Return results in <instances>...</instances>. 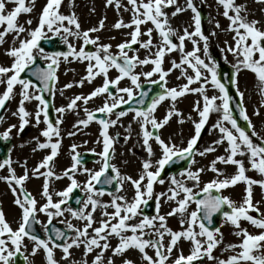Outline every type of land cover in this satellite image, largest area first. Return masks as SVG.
<instances>
[{
	"label": "snow or ice",
	"instance_id": "obj_1",
	"mask_svg": "<svg viewBox=\"0 0 264 264\" xmlns=\"http://www.w3.org/2000/svg\"><path fill=\"white\" fill-rule=\"evenodd\" d=\"M63 2L64 0H46L38 24L33 28L31 19L25 22L26 27L25 24L18 22V17L21 14L32 13L35 0H0V28L3 29L0 31V46L6 42V36L13 35L12 46L5 50V54L12 62L10 66L0 65V86H3V91L0 92V110H5L7 104L19 96L17 108L11 113L19 119V130L22 132L31 120H34L36 125L43 122L46 127L41 135L45 140L41 142L37 137V148L50 149L49 154L31 169V176L44 178L41 191L43 203L24 187L30 179L26 162L22 175H17L10 157L0 162V170H8V175L0 176V180L9 185L14 196V204L21 210L20 219L14 228L0 207V264H15L18 255L23 256L25 264H32L29 255L35 257L40 251L45 253L46 264H60L55 258L57 249L62 252V260L68 264H77L72 259L70 250L81 247L83 259L79 264H116L117 258L120 264H137L127 256V253L133 250L140 254V264H200L205 258L213 264H264V212L260 210L261 201L254 200V186L264 190V179H253L246 174L253 170L264 177V136L256 131L247 114L244 107L245 93L240 90L238 79L242 71L250 70L257 76L260 93L264 95V28L259 26L261 22L248 19L245 4H238L236 0H216L224 9L223 16L230 22L228 31L234 33V43L227 46V51L238 58L237 63L233 65L234 74L228 77L230 84L236 87L239 97L233 105L234 98L218 74V62L209 53V36L202 30V15L194 0H185L183 6L178 0H127L126 5L122 4V0H106V6H114L118 12L123 9L130 13L128 22L121 17L113 25L115 29H131L127 38L115 45L116 52L112 51L111 43H103L100 36L92 35L105 28L106 17L99 21L98 26L83 30L75 12L64 14L61 11ZM258 2L264 3V0ZM8 4H14L15 7L7 10ZM170 8H174L171 13L167 11ZM189 10L193 13L194 30L189 31L185 27L180 34L172 26L170 18ZM149 24L151 27H147ZM216 27H220L218 21ZM70 37L82 40L78 49L70 42ZM54 38H59L67 46V51H45L41 41L52 42ZM186 41L192 44L191 50H186ZM89 45L94 46V50H86ZM136 45L138 47H134ZM141 49L147 53L143 58L140 56ZM201 51L210 63L201 58ZM173 52H179L180 59L178 62L172 60L171 67L166 70L164 68L166 57ZM70 58L86 62V75L75 82L78 86L82 87L85 82L91 83L97 77L103 78L102 84L88 95H75L66 106L55 108L58 117L53 121L49 117V101L45 99L44 93L50 92L54 95L60 64L62 61H70ZM38 61H43L44 66ZM149 65L150 70L137 71L138 68L143 69ZM189 69L192 71L191 75ZM113 70L117 73L115 77L110 76ZM173 70H181V76L187 82L178 87L168 88L166 78ZM26 71L34 79L23 77L22 73ZM141 77L151 84L164 87V91L153 96L147 105L146 98L149 93L143 90L136 91L142 89ZM125 79L130 84L121 87V81ZM193 84L199 86L191 87ZM206 85L218 90L219 94L210 96ZM73 86V83H68L64 87ZM189 93H196L202 97V101H197L194 108L199 120L193 121L194 134L187 140L186 146L180 147L172 138L163 137L161 130L169 125L174 117H179V122L184 123L183 113L176 109L175 102ZM97 97H104L103 104L95 111L85 107L83 111L86 118L79 119L73 128L79 130L81 125L87 127L93 121L99 123L102 141L98 142H102L103 145L99 153L102 166L96 172L84 169L88 174V180L83 184L87 198L75 197L76 203L82 206L73 208L69 201L73 199L74 191L82 187L75 177L81 159L78 153L73 155L71 167L66 169L62 176L53 170L55 158L61 147L60 125L64 122L63 114L77 109L78 102L87 105ZM33 100L38 104L36 110L30 112L26 108V102ZM166 100L171 101L172 105L162 118H157V110ZM133 101L134 105L130 104ZM121 105L129 107L117 111L121 109ZM261 107H264V102ZM234 109L238 110L239 116L246 122V127L238 123L233 114ZM213 112L220 114V119L212 125V128L220 133V137L200 150L198 141L201 132ZM96 113L102 115L98 117ZM130 113L133 121L139 126L142 146L147 153V158L142 160L140 171L135 178L131 175H122L120 169L111 162L115 153V139L110 136L109 129ZM254 114L260 115L259 108L254 110ZM188 119L191 120V116ZM0 122H4L2 113ZM128 127L130 129L131 124ZM13 128H17V125H9L0 133V137L9 139ZM75 134V131L68 133L69 136ZM129 138L130 136L125 137V140ZM225 143H227L225 154L216 156L207 169L215 173L216 178L201 187L202 173L206 169L192 167L196 163L195 156L205 157L216 152L217 146ZM153 144L160 150L155 163L153 158L156 152ZM76 147L75 144L72 145L73 152ZM243 158H247L250 168H246ZM186 159H190L191 164L179 173L181 178L171 176L167 191L157 193L155 185L165 183L162 173L166 165L174 160ZM217 164L233 165L236 167V173L225 176ZM109 169L114 175H106ZM101 176H105L103 181L100 179ZM64 177L69 179V184L63 190L54 192L51 180ZM114 181L117 185L115 192L96 188V184L112 185ZM239 182H244L246 189L242 202L237 204L229 196L221 194V190L235 186ZM125 183L132 185L131 198L122 194ZM213 191L217 194L213 195ZM54 195L58 199L54 200ZM105 195L110 197L107 202L101 199ZM151 200H155L154 215L144 212V208ZM162 202H174L175 207L166 214H161ZM192 204H195V209L189 211ZM225 206L229 210L224 211ZM109 208L112 209L111 212L108 211ZM98 210L101 214L99 221L94 215ZM65 212L75 220L82 221L83 226L77 227L68 221L67 231L55 227L53 220L64 216ZM38 213H43L47 217L46 224L37 219ZM217 213H222L225 221L236 229L234 235L242 237L239 243L227 245L225 251L232 254L223 259L213 254L223 242L220 227L213 226V217ZM173 216H179L180 230H173L168 226V218ZM242 221H247L259 231L251 233L248 228L242 227ZM37 224H42L43 236L37 233L35 228ZM97 224L98 226H94ZM112 238L118 240L115 246L111 244ZM182 239L191 243L190 253L184 255L181 250L173 258L174 250L178 249ZM26 240L32 242L30 252ZM149 249L152 250V254H149ZM237 249L239 251H236ZM109 253L111 255H108ZM89 255H92L91 261L88 260Z\"/></svg>",
	"mask_w": 264,
	"mask_h": 264
},
{
	"label": "rangeland",
	"instance_id": "obj_2",
	"mask_svg": "<svg viewBox=\"0 0 264 264\" xmlns=\"http://www.w3.org/2000/svg\"><path fill=\"white\" fill-rule=\"evenodd\" d=\"M179 4L183 6L185 4V0H178ZM201 14L204 13L205 18L202 20V30L205 35L209 36V53L212 58L217 61V58H220L223 62H226L230 66L233 67L237 63V56L233 55L231 52L227 51V46L234 43L233 36L234 33L228 31L229 28V20L223 16V7L219 5L216 0H194ZM238 4H245L247 6L248 19L259 20L260 27L264 28V3L258 2V0H236ZM46 4V0H35V7L32 13L30 14H21L18 17V22L26 25V21L32 20V27L34 28L38 24L39 15L42 11L43 6ZM122 4L126 5L127 0H122ZM15 7L14 4H8L7 10H11ZM95 9V11H93ZM61 11L64 14H70L71 12H75L78 16L81 28L83 30H87L88 28L98 26V23L101 19L106 17L105 28L95 34L101 38V42L103 43H111L113 45V52H116L117 49L115 45L122 42L127 38L128 32L131 29H115L113 25L117 22L121 17L125 22L130 20V13L123 11L121 9L119 12L116 10L114 6H106V0H64ZM169 13L174 11V8L167 9ZM193 13L189 11H185L183 13L178 14L175 17L170 18V22L174 28L178 30L180 34L185 27L189 29V31L194 30V24L192 21ZM219 22L220 27L217 28L216 24ZM147 27H151V24L147 25ZM3 29L0 28V31ZM215 33V35H212ZM155 35V33H154ZM146 39V37H143ZM6 42L0 46V65L10 66L12 59L5 54V50L10 48L13 43V35L9 34L5 37ZM70 42L75 44L77 49L82 44V40H75L73 38H69ZM18 43V42H17ZM67 47V46H66ZM138 47V45L134 46ZM203 47V42L201 41V49ZM192 44L186 41V50H191ZM86 50H94V46H87ZM132 53H130L131 55ZM147 53L141 49L140 56L143 58ZM201 58L206 59L203 51L200 53ZM180 59L179 52L170 53L165 60L164 68L167 70L171 67V61L176 60L177 62ZM206 62L210 63L206 59ZM151 69V65L145 66L143 69L138 68L137 71H148ZM189 74H192L191 69H189ZM207 75V73H205ZM86 75V62H80L77 60H73L70 58V61H62L60 67L58 69V82H56L54 89V107L66 106L69 100L75 95H88L91 91H93L96 87L102 84V77H97L91 83L85 82L84 85L78 86L75 82L79 81ZM117 75L116 71L113 70L110 73V76L115 77ZM179 77V79H178ZM153 79H158V77H153ZM239 87L240 90L245 93L244 97V107L247 109V114L249 115L252 124L255 126L256 131L264 136V107H261L262 102H264V95L260 93V82L258 81L257 76L252 73L250 70H244L239 74ZM167 80V87H178L186 83V79L181 76V70H173L169 73ZM150 83L144 77H141V84ZM68 83H73L74 86L72 88H65L64 86ZM130 82L125 79L121 81L120 86L125 87L129 86ZM199 84H193L191 87H198ZM208 88V94L218 95V90L212 88L211 86L206 85ZM62 90V94H61ZM3 91V86H0V92ZM115 91V90H114ZM139 92V90H136ZM127 99V97H125ZM197 101H202V97L196 93L186 94L184 97L178 98L175 102L176 109L183 113L184 123L179 122V117H174L169 125H167L164 129L161 130V134L163 137H170L177 144V146L183 147L186 146L187 140L194 134V124L193 121H198L199 116L196 111H194L195 105ZM19 102V96L13 99L10 103L7 104L5 112H4V122L0 123V132L3 133L5 129L9 127V125L15 124L17 128H13L10 134V140H12V146L9 150V157L11 158L13 164L12 166L15 168L17 175H22L24 172V163L26 162L27 168L29 169L30 179L25 183L24 187L32 193L33 196L36 197L38 201L43 203V199L41 197L42 185L44 182L43 177H35L31 176V169L35 168L42 159L49 154L50 149H38L37 148V137L41 142L45 140V138L41 135L42 130L46 127V125L42 122L39 125H36L34 120H31L29 125L25 126L24 130L21 132L19 130V119L18 117L12 116L11 113L16 110ZM104 102V97H97L93 100L89 101L87 105H84L82 102H78L79 107L72 111H67L63 114V123L60 125L61 128V147L59 150L58 156L55 158V162L53 165V170L57 175L62 176L63 172L70 168L73 160V155L77 153L90 152L95 154V159L93 161L88 162L85 165H79L78 171L75 173L76 179L81 183L82 187L80 191L84 194V199L87 198V194L83 190V184L88 180V174L84 172V169L87 168L91 172L99 171L102 166V160L99 156V153L102 151V137L101 126L97 121L91 122L87 127L81 125L79 130L73 128V125L79 119H85L86 114L83 111L85 107H87L90 111H95L98 107H100ZM38 102L31 101L26 102V108L30 112H34L37 108ZM172 102L166 100L157 110V118H162L167 110L171 107ZM260 110V115L256 116L254 114V110ZM191 116V120L188 117ZM58 114L55 112V118L57 119ZM115 119V117H112ZM43 120V117H41ZM55 119V120H56ZM220 119V114L211 113L208 122L205 125V128L201 132V138L198 141V147L200 150H203L206 146L212 144L213 141L217 140L220 137V133L217 130L212 128L217 120ZM129 124H131V128L129 129ZM75 131L76 134L74 136H69L68 133ZM251 131V130H250ZM109 134L115 139V153L111 160L113 164L116 165L117 168L120 169L122 175H131L133 178L136 177L137 173L140 171L141 162L143 159L147 158V153L142 146V135L140 134L139 126L133 121L132 114L130 113L128 116L121 119V121L114 127L109 129ZM119 134V135H117ZM130 136L129 139L125 140V137ZM8 140V139H7ZM4 141H6L4 139ZM76 145L75 152L72 150V145ZM154 150L156 152V156L153 158V162L155 163V159L159 158L160 150L159 148L153 144ZM227 147V143L223 145L217 146L216 152L210 153L205 157H200L199 155L195 156L196 163L192 165L195 168H205V172L202 173V183L201 187H203L204 183L216 178V174L207 170L210 162L215 159L216 156L224 155V149ZM33 149H36L35 151ZM94 150V151H93ZM8 157V158H9ZM240 158V157H238ZM245 159L246 168H250L247 163V158ZM2 162V161H0ZM217 167L221 169L225 176H231L236 173V167L233 165H224L217 164ZM155 170V169H153ZM180 173V172H179ZM179 173L170 174L168 176H164L163 179L165 183L163 185L157 184L155 185V191L157 193L167 191L170 186V177L175 175L177 179H180ZM253 179H264L257 172L253 170H249L246 173ZM8 175L7 169L0 170V176ZM223 178V177H221ZM69 179L64 177L62 179H52L51 186L54 192H58L63 190L69 184ZM191 186V185H189ZM246 184L244 182H239L237 185L229 187L228 189L221 190V194L225 196H229L234 202L237 204L242 202V199L245 195ZM198 190V189H197ZM115 192V191H114ZM122 194L127 195L129 198L133 195L132 185L130 183H125L124 192ZM54 200L58 199L54 195ZM103 201L107 202L110 200L108 195H105L101 198ZM254 200L261 201L260 210L264 212V190H262L259 186H254ZM82 206V205H80ZM0 207L3 208L6 218L9 222H11L12 226L15 228L17 226V222L21 216V210L14 204V196L11 192L9 185L5 183L3 180H0ZM172 207H175V203L162 202L160 212L161 214H166L171 210ZM195 209V204H192L189 211ZM109 212L112 211L111 208L108 209ZM255 215V213H251ZM95 218L97 221L100 220L101 214L98 210L95 214ZM37 219L42 223H47V217L43 213L37 214ZM61 224L64 228H66V224L68 221H71L77 227H82L83 222L75 220L71 217L68 212H65L64 216L57 217L53 220ZM64 221V223H61ZM242 227L248 228V230L255 234L259 230L251 226L247 221L241 222ZM94 226H98L94 225ZM168 226L173 230H180L179 224V216H173L168 218ZM220 229L223 233V242L214 250V255L218 258H226L228 255L232 254L230 251H225L228 244L231 243H239L242 237H238L234 235V227L225 221L224 217L220 223ZM39 228L42 229V233L44 234L42 224H39ZM74 235V233H72ZM167 242V238H166ZM25 243L28 245V252L31 251L32 242L26 240ZM118 243L116 238L111 239L112 246H115ZM191 243L187 240L182 239L178 244V249L174 250L173 258L178 254L179 251H183L184 255H188L191 250ZM72 253V259L79 264V261L83 259V248H73L70 250ZM149 254H152V250L149 249ZM236 251H239L237 249ZM27 254V253H26ZM108 255H111L109 253ZM128 258L133 259L140 264V254L138 251H130L127 253ZM62 252L57 249L55 250V258L60 261V264H68V262L61 259ZM92 255L88 256V260L91 261ZM29 261L32 264H46V256L43 251H40L35 257L29 255ZM116 264H120L119 258L116 259ZM200 264H213L205 258L200 262Z\"/></svg>",
	"mask_w": 264,
	"mask_h": 264
},
{
	"label": "water",
	"instance_id": "obj_3",
	"mask_svg": "<svg viewBox=\"0 0 264 264\" xmlns=\"http://www.w3.org/2000/svg\"><path fill=\"white\" fill-rule=\"evenodd\" d=\"M203 18H204V15H203ZM59 41H60L59 38H54V40L52 42H49L48 40H43V41H41V46H43L46 51H50V52H52V51H67V49L64 47V45L59 44ZM217 61H218V65H219L218 74H219L222 82L225 84V86L228 87L230 95L233 96L234 99H233L232 103H233V105H235V103L238 101L239 97L237 96L235 87L233 85H231L229 80H228V77L230 75H233L235 71L231 66L222 63L220 61V59H217ZM38 63L41 66H44L42 61H38ZM22 76L26 77V78L34 79L33 77L30 76V73L27 71L25 73H22ZM160 87H161V85H159V84H146V85L142 86L141 90L147 91L149 93L148 97L146 98V105H147V103H150L151 98L153 96H155L157 93L163 92L160 89ZM44 96H45V99L49 101V109H48L49 117H50V119H52L54 121V108L52 105V93L45 92ZM130 104L134 105V101L130 102ZM128 107H129V105H121L120 110L127 109ZM0 113H3V110H0ZM233 114L237 118L238 123L241 126L246 127V122L239 116L238 110L234 109ZM97 116H101V115H97ZM11 144H12L11 140H8L7 142H3L2 137H0V159H6L8 157V151H9ZM80 159H81V161L84 160V158H82V157H80ZM190 163H191L190 159L174 160V162L166 165L164 172H163V175H168L172 172L177 173L181 170H184L188 167V165ZM106 175H113L112 170L109 169L108 173ZM104 178H105V176H101V178H100L101 181H103ZM97 187L98 188H105L107 191H112V190H114V188L117 187V185L114 181L112 185H105V184L101 183V184H97ZM216 194L217 193L215 191H213V195H216ZM201 195H203V194H201ZM75 197H80L81 199L83 197V195L80 194L78 189L74 191L73 199H72V202L76 206L78 204L76 203ZM227 210H229V209H227V206H225L224 211H227ZM145 213L146 214H153L154 213V202L153 201L149 202L148 206L145 208ZM222 216H223L222 213H217L214 215V217H213V226L214 227H217L220 224V220H221ZM53 225H55V227L60 228L61 230H65L62 226L55 224L54 222H53ZM36 231L39 235H41L37 229H36ZM65 231H67V230H65Z\"/></svg>",
	"mask_w": 264,
	"mask_h": 264
},
{
	"label": "bare ground",
	"instance_id": "obj_4",
	"mask_svg": "<svg viewBox=\"0 0 264 264\" xmlns=\"http://www.w3.org/2000/svg\"><path fill=\"white\" fill-rule=\"evenodd\" d=\"M44 231V230H43Z\"/></svg>",
	"mask_w": 264,
	"mask_h": 264
}]
</instances>
